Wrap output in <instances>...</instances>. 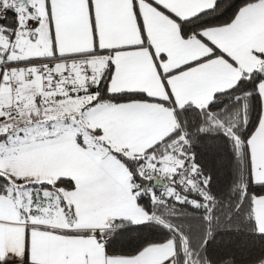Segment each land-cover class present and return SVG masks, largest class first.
Here are the masks:
<instances>
[{
  "label": "snow or ice",
  "instance_id": "1",
  "mask_svg": "<svg viewBox=\"0 0 264 264\" xmlns=\"http://www.w3.org/2000/svg\"><path fill=\"white\" fill-rule=\"evenodd\" d=\"M0 264H264V0H0Z\"/></svg>",
  "mask_w": 264,
  "mask_h": 264
}]
</instances>
